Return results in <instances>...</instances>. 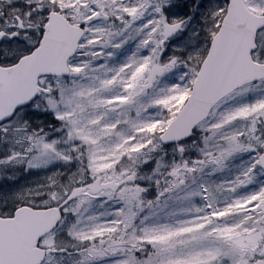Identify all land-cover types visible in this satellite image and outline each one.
Listing matches in <instances>:
<instances>
[{
	"label": "snow or ice",
	"instance_id": "snow-or-ice-1",
	"mask_svg": "<svg viewBox=\"0 0 264 264\" xmlns=\"http://www.w3.org/2000/svg\"><path fill=\"white\" fill-rule=\"evenodd\" d=\"M0 264H264V0H0Z\"/></svg>",
	"mask_w": 264,
	"mask_h": 264
}]
</instances>
